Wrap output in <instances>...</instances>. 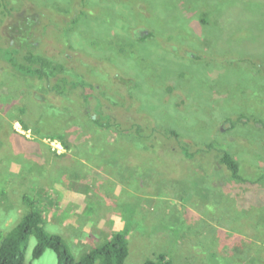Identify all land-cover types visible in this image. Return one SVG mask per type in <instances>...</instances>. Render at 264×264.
Returning a JSON list of instances; mask_svg holds the SVG:
<instances>
[{
	"label": "rangeland",
	"instance_id": "374dc122",
	"mask_svg": "<svg viewBox=\"0 0 264 264\" xmlns=\"http://www.w3.org/2000/svg\"><path fill=\"white\" fill-rule=\"evenodd\" d=\"M80 2L0 0V42L38 41L36 52L87 82L121 128L91 124L76 93L27 95L37 83L1 72V232L19 222L27 195L76 261L123 232L125 264L159 255L173 264H264V0ZM123 92L134 110L120 106ZM135 125L155 139L176 132L203 154L186 163L137 149L124 138ZM217 149L239 164L240 180L217 162ZM34 245L31 236L29 253ZM55 263L47 250L25 264Z\"/></svg>",
	"mask_w": 264,
	"mask_h": 264
},
{
	"label": "trees",
	"instance_id": "16d2710c",
	"mask_svg": "<svg viewBox=\"0 0 264 264\" xmlns=\"http://www.w3.org/2000/svg\"><path fill=\"white\" fill-rule=\"evenodd\" d=\"M83 1L84 0H81L80 4L81 6L85 7ZM6 12L11 16V18H15V16H13L15 13L12 14L11 10H7ZM68 13H70L69 8L65 10L64 14L68 15ZM79 13L80 15L84 14L82 10H79ZM74 22L75 20L73 18L69 23ZM22 34L23 33L20 35L22 36ZM149 36L151 37V35ZM146 38L147 37L141 39V42H144ZM23 39L19 37L18 42L13 38L7 41L5 44L0 42V75L1 72L7 73L15 76L18 79L30 80L31 82L37 83L38 86H29L30 89L26 92L27 95H31V93L34 91L37 93L43 91L45 93L52 92L57 96L67 97L69 94L68 92L75 90L78 100L82 105L81 113L84 117L91 121V124L100 128L101 130L121 128V124L113 120L114 118L110 112H106L104 110L106 103H103L97 97L95 91H93V88H91L87 82L83 81V79H81L79 76H77V78L75 76L69 75L65 71L63 64H59V62H55L51 58L38 54L36 52L37 47L33 46L36 45L38 41L34 40L32 44L31 42H26ZM103 67H105V70H107V68L110 66L108 64H103ZM116 75H118L116 82L121 83L119 82V73L117 72ZM122 86H124V84L120 86L112 85L111 87L117 91L116 93H119V91L122 92ZM79 87L80 89L76 90ZM22 92L23 91L20 90V92L17 94L19 95V93ZM125 93L127 98L123 92L122 96L125 99L120 106L125 108L126 112H128V110L132 111L135 108L132 107L133 103L129 104V102H132L134 98L131 96V93ZM37 97L43 100L42 96ZM126 99L129 102L126 101ZM94 100L96 103H94ZM20 113L25 114V110L21 108ZM22 126L24 129L27 128L23 122ZM133 129H135V131L132 134L126 135L125 133V140H131L134 142L137 149L141 148L147 152H150L149 148H152L153 145H147L148 137L143 135L142 127L135 125ZM117 130L119 131V129ZM51 139L59 140L65 150L69 149L63 137L52 136ZM160 139L162 141L160 148L162 158H166V156H168L170 153H173L172 150H174L175 154L172 155L173 157L175 156V158L186 161V163H196L195 157L200 156L201 158L203 154L202 150H197L196 152L191 153L189 151L188 144L181 142L179 140V135L176 134V132H172L169 135L163 130ZM172 143H175V145ZM171 144L173 145L172 147L169 146ZM212 147H214V145H212L211 148ZM217 150L220 154H222V156L217 159V162L228 169L233 180H240L239 164L230 156L228 152L221 149ZM10 156H12L14 159V154H10ZM56 157L62 158L59 155ZM20 161L21 158H19L17 161L15 160V162H18V164ZM25 166L27 165L22 164L21 168L23 167V170H25ZM26 171L28 174L30 173L28 169ZM261 172L262 174L260 175L257 182L264 181V169H262ZM22 200L23 204L25 205V210L19 222L7 232H1L0 230V264H25L27 260L35 261L40 259L47 250L54 252L56 256L55 264H95L97 260H100L101 264H125L129 255L130 247L129 242L123 232H113L109 239H107L104 243L95 246L85 256L76 261L64 239L61 236L49 233L46 229H44L41 212L37 207L35 200L30 199L27 195H24ZM31 236L35 240V245L29 253L30 248L28 243ZM143 264L173 263L166 255H159L153 259L146 260Z\"/></svg>",
	"mask_w": 264,
	"mask_h": 264
},
{
	"label": "flooded vegetation",
	"instance_id": "af4514ba",
	"mask_svg": "<svg viewBox=\"0 0 264 264\" xmlns=\"http://www.w3.org/2000/svg\"><path fill=\"white\" fill-rule=\"evenodd\" d=\"M55 62H57L58 60L57 59H53ZM78 89H80V87L79 88H77L76 90H78ZM93 91H94V89H93ZM69 94H71V95H73L74 96V94L76 93V91L75 90H71L70 92H68ZM68 94V95H69ZM152 133V131L150 132H148V134H151ZM146 137H148L147 138V145H153V147L152 148H149V151L151 152V153H154V154H161L160 153V148H161V144H162V141H161V139H155L154 137H150V136H147V135H145ZM152 139L154 140H156V144L155 143H153V141H152ZM151 141V142H150ZM160 144V145H159ZM173 151V153H170L168 156L169 157H171L173 154H175V151L174 150H172Z\"/></svg>",
	"mask_w": 264,
	"mask_h": 264
},
{
	"label": "built area",
	"instance_id": "2783aa9c",
	"mask_svg": "<svg viewBox=\"0 0 264 264\" xmlns=\"http://www.w3.org/2000/svg\"><path fill=\"white\" fill-rule=\"evenodd\" d=\"M55 149L57 150L58 153L62 151V147L60 144H58Z\"/></svg>",
	"mask_w": 264,
	"mask_h": 264
},
{
	"label": "crops",
	"instance_id": "0c3cea01",
	"mask_svg": "<svg viewBox=\"0 0 264 264\" xmlns=\"http://www.w3.org/2000/svg\"><path fill=\"white\" fill-rule=\"evenodd\" d=\"M115 228H116V225H115Z\"/></svg>",
	"mask_w": 264,
	"mask_h": 264
}]
</instances>
